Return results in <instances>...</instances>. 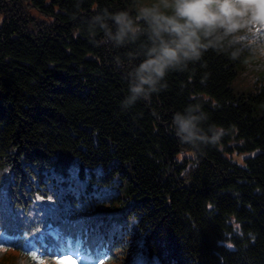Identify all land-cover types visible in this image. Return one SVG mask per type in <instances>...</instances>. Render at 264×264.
Masks as SVG:
<instances>
[{"label":"trees","instance_id":"1","mask_svg":"<svg viewBox=\"0 0 264 264\" xmlns=\"http://www.w3.org/2000/svg\"><path fill=\"white\" fill-rule=\"evenodd\" d=\"M162 4L0 0V264H264V30L202 37L126 104L153 44L138 13ZM192 105L228 130L195 155L172 125Z\"/></svg>","mask_w":264,"mask_h":264},{"label":"clouds","instance_id":"2","mask_svg":"<svg viewBox=\"0 0 264 264\" xmlns=\"http://www.w3.org/2000/svg\"><path fill=\"white\" fill-rule=\"evenodd\" d=\"M162 7L170 13L156 5L141 8L138 13L150 29L153 44L129 73L126 104L150 99L152 93L167 87L162 81L169 71L182 70L189 61L199 60L202 51L212 46V41L202 43V37L231 35L252 27L264 30V0H163ZM110 18L116 33L107 34L117 44L135 35L137 29L126 12L111 14ZM203 119L206 117L199 105L172 115L175 135L181 145L189 146L186 151L192 155L201 146L217 145L228 131L212 123L205 132L201 128ZM3 171L7 167L0 169Z\"/></svg>","mask_w":264,"mask_h":264},{"label":"rangeland","instance_id":"3","mask_svg":"<svg viewBox=\"0 0 264 264\" xmlns=\"http://www.w3.org/2000/svg\"><path fill=\"white\" fill-rule=\"evenodd\" d=\"M2 20H3V15L0 14V24L2 23ZM231 158V160L237 164H244V159L247 157V156H250L252 155V153H248V152H236V151H233L231 153L228 154Z\"/></svg>","mask_w":264,"mask_h":264},{"label":"snow or ice","instance_id":"4","mask_svg":"<svg viewBox=\"0 0 264 264\" xmlns=\"http://www.w3.org/2000/svg\"><path fill=\"white\" fill-rule=\"evenodd\" d=\"M32 256V258H35V254H30ZM41 264H43V262H41Z\"/></svg>","mask_w":264,"mask_h":264}]
</instances>
